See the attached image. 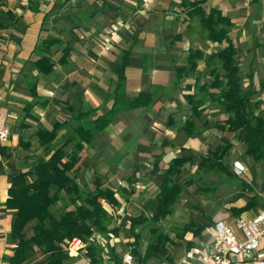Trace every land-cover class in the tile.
Listing matches in <instances>:
<instances>
[{"label": "crops", "instance_id": "1", "mask_svg": "<svg viewBox=\"0 0 264 264\" xmlns=\"http://www.w3.org/2000/svg\"><path fill=\"white\" fill-rule=\"evenodd\" d=\"M197 7L205 16L215 12L229 22L216 28L227 29L240 85L247 82L242 93L264 120V7L257 0H33L27 8L19 0H0V129L8 131L0 146V264H10L15 248L9 236L14 211L6 206L12 179L64 143V152L78 159L71 172L79 188L91 191L100 181L117 201L102 202L111 227L118 229L117 237L93 241L102 264H121L131 250L134 219L170 228L157 233L167 238L166 256L145 264H201L198 254L211 244L218 222L242 238L238 222L264 210V165L247 157L245 144L227 131V116L218 104L208 106L206 99L217 90L208 88L207 96L197 92L212 81L214 66L205 57L226 46L204 35L207 47L219 49L188 46L197 42L194 28H201L193 14ZM190 50L204 54L194 70L187 63ZM178 71L185 73L178 77ZM140 94L146 101L141 106L116 107ZM196 94L204 97L200 117L186 99ZM187 123L194 125L191 134ZM226 145L223 162L239 187L223 185L208 197L196 188L193 174L208 152ZM176 160L182 163L172 183L182 189L169 211L156 215L167 171ZM234 162L244 168L241 175L233 173ZM32 179L26 176L25 182ZM34 224L25 226L24 240L33 236ZM126 233L129 243L121 240ZM189 252L193 259L187 260ZM229 259L253 264L240 256ZM46 263L36 250L27 264Z\"/></svg>", "mask_w": 264, "mask_h": 264}, {"label": "trees", "instance_id": "2", "mask_svg": "<svg viewBox=\"0 0 264 264\" xmlns=\"http://www.w3.org/2000/svg\"><path fill=\"white\" fill-rule=\"evenodd\" d=\"M193 14L200 17L202 32L207 40L226 43L221 51L205 57L208 64L214 66L211 70L212 81L208 85L199 86L197 92L201 96H207L208 88L217 90L216 94L209 96L218 104L220 112L227 116L225 120L227 131L235 133L237 139L245 144L247 157L260 161L264 165V120L254 114L249 95L242 93L239 68L234 62L236 49L227 37V29L216 28V26L228 27L229 22L215 12L205 16L198 7ZM202 58H204L203 52L190 50L187 57L189 70H194L197 60ZM184 73L178 71L177 76ZM198 94L187 96L186 99L192 107V114L200 117L203 112L201 107L204 97L197 99ZM141 97H145V94H140L137 99L127 105L119 104V106L116 103V107L119 109L137 108L146 103V101L142 102ZM104 125L99 128H104ZM193 127V124L187 123L186 132L191 134ZM218 128L223 129L221 126ZM65 145L66 143L57 148L47 160H40L32 170L12 179L9 198L6 201V206L14 211L9 236L15 243V248L13 256L9 259L10 264H27L36 250L47 257L46 264H64V261L69 258L64 251L63 244L73 238L88 244L87 256L91 263L102 264L96 257V247L92 244L93 242H90L92 236L99 234L117 237L118 235V229L111 227V220L108 219L107 212L102 207L103 201L117 205L114 192L109 188H103L100 181L95 182L93 190L82 191L71 172L78 159L75 155H67L64 152ZM229 149L227 145L216 146L208 152L206 158L200 161L199 170L235 179V175L223 162ZM181 163L179 160L174 161L167 171L166 185L163 187L156 215L166 214L178 198L182 186L173 184L172 177L177 173ZM26 176L33 178L30 183L25 182ZM61 192L68 197L72 208L57 214L54 208L61 201ZM156 220L157 217L154 218V221ZM32 221L35 222L34 234L31 238L24 240L23 230ZM143 221H145L143 218L132 220L133 242L130 246L133 256L145 264L151 258L161 259L166 256L167 238L156 234L141 256L137 251L139 236L134 234V231L135 227ZM153 233L156 232L153 231ZM114 264H119V262L115 261Z\"/></svg>", "mask_w": 264, "mask_h": 264}, {"label": "built area", "instance_id": "3", "mask_svg": "<svg viewBox=\"0 0 264 264\" xmlns=\"http://www.w3.org/2000/svg\"><path fill=\"white\" fill-rule=\"evenodd\" d=\"M33 0H19L21 7L27 8ZM264 6V0H257ZM8 139V131L0 129V146ZM233 173L241 175L244 168L239 162L233 163ZM238 228L242 233L239 238L234 231L223 222L214 226L211 244L206 250L198 254L201 264H231L229 256H240L244 260L253 259V264H264V210L252 220H241ZM102 239L95 234L90 242ZM88 244L80 239L73 238L64 244V251L69 259L83 260V264H94L88 259ZM193 259V252L187 254V260ZM121 264H140L136 261L129 249L121 258Z\"/></svg>", "mask_w": 264, "mask_h": 264}, {"label": "rangeland", "instance_id": "4", "mask_svg": "<svg viewBox=\"0 0 264 264\" xmlns=\"http://www.w3.org/2000/svg\"><path fill=\"white\" fill-rule=\"evenodd\" d=\"M257 28H259L258 32H261L263 26L262 27L258 26ZM200 30H201V28H199L198 26L196 27V29L194 28V35L196 36L195 39H197V42L194 41L192 44H190L188 46H190L192 48H201L204 50L206 49L207 52L218 50L219 47H217V46H208V47L206 46L204 38H203L204 37L203 32H202V30L201 31ZM241 79L244 80V77H242ZM246 83L247 82H245V81L241 82L243 91L247 90V88L245 87ZM206 101L209 102L208 106H212V107L217 106L215 101H213V100H209V99L207 100L206 99ZM213 111H214V109L209 110V112H213ZM207 116H208V112L206 114V117ZM230 165H231V163H230ZM232 166H233V164H232ZM193 175H194L193 180L195 182L196 188H198L201 192L205 193L206 196H208V197H211L212 194L214 193L213 191H216V190L218 191L219 190L218 188L220 186H223V185L228 186V188L234 187V186L239 187V183L236 180L231 179V178H227L226 176H224L222 174H212V173H206V172L199 171L198 173H195ZM60 198H61V201H59L54 208L57 214H61L66 209L69 210L72 208V205L69 204L68 197L63 192H61ZM152 226H155L156 230L154 229V231L155 232L157 231L156 233H153L152 230H151L152 233H150V229H152L151 228ZM169 229L170 228L168 226H166L164 223H160V222L157 224H151L148 221H143L141 224L137 225L135 227V231H136V234H138V236H139V240L137 242V251L139 252V254H141V255L143 254L146 246L154 239V237L156 236L157 233L161 232L164 234V233H167V231ZM126 238L128 239V243L132 241L130 235L127 233L125 235L121 236V240H124V242H125ZM121 244L125 245V243H121ZM121 244H120V246H121ZM128 246L131 247L130 245H128ZM63 247H64V244H63ZM123 251H124V249L121 250V254ZM79 263L83 264V260L79 261Z\"/></svg>", "mask_w": 264, "mask_h": 264}]
</instances>
